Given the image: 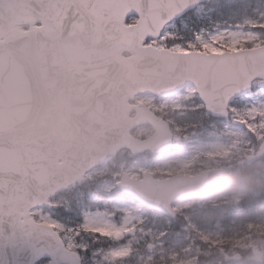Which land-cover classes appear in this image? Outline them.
Masks as SVG:
<instances>
[{"label": "snow or ice", "instance_id": "obj_1", "mask_svg": "<svg viewBox=\"0 0 264 264\" xmlns=\"http://www.w3.org/2000/svg\"><path fill=\"white\" fill-rule=\"evenodd\" d=\"M105 70L121 78L101 81ZM73 95L110 97L132 152L176 138L210 160L264 165V0H0V100ZM125 114L150 130L131 137ZM77 172L55 150L0 141V264H218L214 250L264 235V215L241 238L185 216L201 244L177 250L178 209L154 226L151 208L74 191ZM123 175L140 194L168 190ZM241 204L226 223L264 212Z\"/></svg>", "mask_w": 264, "mask_h": 264}, {"label": "water", "instance_id": "obj_2", "mask_svg": "<svg viewBox=\"0 0 264 264\" xmlns=\"http://www.w3.org/2000/svg\"><path fill=\"white\" fill-rule=\"evenodd\" d=\"M121 75L115 70H105L99 74V79L104 82L116 81ZM124 119L129 125L127 132L144 123L137 118L129 119L126 114ZM120 121V109L108 96L73 95L62 103L39 99L0 100V141L13 144L29 142L45 150L57 151L65 157L70 168L78 169L75 182L93 166L114 157L120 149L127 147L126 139L122 138L124 131ZM170 144L171 139L154 149L149 147L138 152H158ZM223 172L212 170L195 177L178 175L163 181L144 175V179H150L154 184L167 186L166 193L140 194L124 183H120L119 187L141 203L168 214L173 203L203 189L210 173ZM257 253L260 252L255 254L260 259L262 255L258 256Z\"/></svg>", "mask_w": 264, "mask_h": 264}, {"label": "rangeland", "instance_id": "obj_3", "mask_svg": "<svg viewBox=\"0 0 264 264\" xmlns=\"http://www.w3.org/2000/svg\"><path fill=\"white\" fill-rule=\"evenodd\" d=\"M148 130H150V126L144 125L135 129L132 134L139 139L141 134H146ZM184 164H187L188 167L184 168ZM228 167L230 170L225 175L212 177L210 186L204 192L174 205V209L179 210V218L174 221V224L179 223L180 231L179 234L172 235L173 241L170 245L175 248L178 246L180 249L187 246L190 241L201 244L195 231H183L185 216L193 224L198 225L199 214L205 208L213 207L219 211H233V201L237 197L241 199L242 203L247 199V204L254 203L251 206L261 207V204H264L262 201L264 199V165L242 164L236 160H210L208 157L198 156L185 146L183 140L174 138L172 147L159 154L146 152L134 155L127 150L122 151L112 162L94 169L88 174V178L73 190L89 195L104 207L141 208L139 205L127 201L125 203L122 200V194L116 184L125 172H135L139 179L143 174H149L156 179H165L173 176L163 172L167 168L181 169L177 173L193 175L207 169ZM163 218L165 217L162 214L153 212L154 226H160L164 222ZM253 242L255 243L253 244ZM201 246L203 247V245ZM241 249L244 252H238ZM253 250L264 253V235L249 240L246 249L244 247L225 248L221 246L219 250L214 251L218 264H264V258L257 260ZM236 255L240 257L236 258Z\"/></svg>", "mask_w": 264, "mask_h": 264}, {"label": "trees", "instance_id": "obj_4", "mask_svg": "<svg viewBox=\"0 0 264 264\" xmlns=\"http://www.w3.org/2000/svg\"><path fill=\"white\" fill-rule=\"evenodd\" d=\"M246 200L242 203V207H250L254 203L247 204ZM264 201V199H263ZM256 203V202H255ZM261 206H264L262 203ZM234 211V210H233ZM233 211H219L218 209H210L207 208L202 211L201 219L198 222V228L204 233H217L222 232V234L226 237H245L248 233V229L246 228V224L252 221H255L260 218L261 215H264V212H257L252 215H245L243 217L237 218L235 222L229 221L226 223V218L229 216L230 213ZM234 234V235H232ZM173 236L176 235L174 232ZM258 236L257 234L247 235V243L250 239H254ZM173 241L171 237L170 243ZM171 246V245H170ZM225 248H230L233 246L231 243H226L222 245ZM246 249V246L244 247ZM243 249H241L242 251ZM244 252V251H242Z\"/></svg>", "mask_w": 264, "mask_h": 264}, {"label": "bare ground", "instance_id": "obj_5", "mask_svg": "<svg viewBox=\"0 0 264 264\" xmlns=\"http://www.w3.org/2000/svg\"><path fill=\"white\" fill-rule=\"evenodd\" d=\"M86 111V107H85V110H84V112ZM84 112H82V114L84 113Z\"/></svg>", "mask_w": 264, "mask_h": 264}]
</instances>
